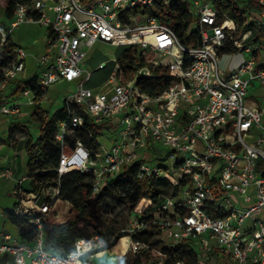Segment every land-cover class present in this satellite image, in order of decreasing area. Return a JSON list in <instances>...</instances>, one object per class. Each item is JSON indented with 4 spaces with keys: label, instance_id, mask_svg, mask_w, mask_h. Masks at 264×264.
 <instances>
[{
    "label": "built area",
    "instance_id": "obj_1",
    "mask_svg": "<svg viewBox=\"0 0 264 264\" xmlns=\"http://www.w3.org/2000/svg\"><path fill=\"white\" fill-rule=\"evenodd\" d=\"M177 1L188 5L190 28H196L200 37L196 47L182 45L153 16H127L136 4L151 5L154 0H30L18 3L13 17L0 22V60L9 48L7 38L19 24L39 23L46 28L45 52L36 57L37 84L44 89L58 81L74 86L63 100L68 116L56 132L61 147L58 174L67 169L91 174L92 193L100 190L106 177H126L133 166L138 180L169 181L171 192L155 205L154 217L132 218L131 232L154 225L171 241L193 240L196 264H208L211 257L216 264L218 258L224 264H264V28L260 38L252 37V27L264 26V8H243L247 28L237 32L235 21L217 2L238 0ZM247 1L239 0L238 5ZM255 1L264 7V0ZM97 41L116 47L135 44L142 54L155 53V63L166 67L174 82L158 94H143L135 78L148 76L146 68L123 81L116 63L101 84L85 86L92 75L83 68L85 49ZM226 45L244 56L234 68L221 65V57L232 53L223 52ZM12 54L0 77V115L8 119L22 115L23 103L3 95L24 70L27 53L14 47ZM252 87L260 90L262 104L247 100ZM21 96L34 104L30 89ZM104 121L115 132L109 147L99 142L92 152L80 141L70 146L67 137L75 129ZM157 144L169 152L153 163L149 150ZM0 177L12 179L13 171L3 168ZM32 178L27 174L15 180L12 213L31 218L35 237L25 242L0 232V259L6 264H87L83 256L91 257L93 250L105 245L104 239L96 234L79 237L66 253L45 249L43 224L58 187L35 181L38 186L31 189L24 184ZM128 236L133 253L148 247ZM158 254L162 261L163 254Z\"/></svg>",
    "mask_w": 264,
    "mask_h": 264
},
{
    "label": "trees",
    "instance_id": "obj_2",
    "mask_svg": "<svg viewBox=\"0 0 264 264\" xmlns=\"http://www.w3.org/2000/svg\"><path fill=\"white\" fill-rule=\"evenodd\" d=\"M30 0H0V6L3 8V18L9 20L13 17L15 7L18 3L26 4ZM239 0L235 4L217 2L220 10L236 23L237 32H242L247 27L243 25L244 17L242 10L248 7L253 10H261L262 7L255 0H248L244 6L238 5ZM127 16L131 14L137 15L139 18L148 14L169 29L178 38L179 42L184 46L196 47L200 44L198 30L191 29L193 18L188 11V5L185 2L171 0L168 5L164 4V0H154L151 5L136 4L126 11ZM36 18L40 17L39 12H34ZM262 27H252L253 38H260V29ZM8 50L5 58L0 60V69L10 63L13 59V44L10 36L7 38ZM121 48L116 55V63L119 65L121 78L128 81L132 78L133 73L140 69L146 68L149 75H137L135 78L136 88L143 94L154 95L162 92L170 84L174 82V78L169 75L168 69L160 64L155 63L154 53L142 54L135 44L118 46ZM223 52L235 53L236 50L228 45L223 47ZM1 77V72H0ZM12 82V81H11ZM14 85L7 94L8 98H19L26 89H30L34 93V106L32 117L39 124L38 136L35 140L26 131L24 140V148L27 154V174L33 178L26 182L27 187L31 189L37 188L35 181L45 186L58 187L57 199L69 202L77 214L62 223H49L44 220L43 228L45 232L44 248L49 250L53 248L59 253H66L73 247V242L79 237H89L96 234L101 238H107L102 248L95 249L93 254V264H196L197 255L195 253V244L193 240L178 241L169 245L160 244L154 239L159 234L157 227H151L136 230L135 232H127L124 229V223H118L116 220H107L102 218L99 208L102 198L105 194L110 195L121 205L127 206L129 211L137 206L141 199L145 198L154 206L163 200V197L171 192V184L163 178H152L149 180H138L135 178L136 167L133 166L130 173L126 177L108 176L106 177L102 187L97 193H92L91 174L78 171L76 169H67L63 174H58V167L61 147L56 139V132L60 121L66 120L68 116L67 107L62 105L57 108L49 117L42 112L38 104V100L42 97L47 89L37 84V76H33L28 80H13ZM10 123H16L17 118H9ZM21 126L27 127L26 124L20 123ZM88 128L75 129L70 137H67L70 146H74L76 141L83 143L88 149L94 152L97 149L99 141L97 138L103 133V130L110 128L111 124L104 121L99 124L89 125ZM9 136V135H8ZM9 140V139H8ZM6 140V142H9ZM5 140L0 139V143ZM178 187L175 186V193ZM16 202L14 203V205ZM13 208V207H12ZM12 208L7 210L4 215L18 229L19 238L25 242H31L36 234L35 226L30 222V217L26 215L15 216ZM210 214V213H209ZM155 213L147 216H140L138 219L148 221L154 217ZM132 241H141L148 247H143L133 255L123 254V245L121 241H128L129 236ZM50 251V250H49ZM158 252H161L162 261ZM89 254L83 256V261L89 264Z\"/></svg>",
    "mask_w": 264,
    "mask_h": 264
},
{
    "label": "rangeland",
    "instance_id": "obj_3",
    "mask_svg": "<svg viewBox=\"0 0 264 264\" xmlns=\"http://www.w3.org/2000/svg\"><path fill=\"white\" fill-rule=\"evenodd\" d=\"M0 22H7L6 19L3 18V8L0 6ZM44 28L39 26V24L32 23H21L19 26L14 28L11 33V39L13 42L19 46H21L26 52L31 48L39 49L40 52L44 51L45 46L42 41V31ZM121 48L112 46L100 41L95 42L91 47L85 49L84 56V66L83 68L86 71H91L93 75L90 77L89 81L85 83V86H97L95 84L99 83L104 77L111 74L116 66V55ZM44 53V52H43ZM152 53V52H151ZM154 60H157L158 57L154 53ZM244 56L241 53H231L226 54L221 57V65L226 69L228 67L234 68L236 67L242 60ZM104 63L103 68H98V64ZM5 66V64H3ZM31 69H27L25 74L30 72ZM1 72V69H0ZM74 86L65 81H58L54 84L48 86L46 93L39 98L38 104L40 109L46 116H50L57 108L62 105L64 98L73 92ZM249 97L247 100H254L259 105L262 104L261 96L259 95L260 90L252 87L248 91ZM5 97V95H3ZM24 97L20 96L16 100L19 103H24ZM24 104H22V107ZM33 104L30 107H25L24 109L30 110L27 114L21 115L17 118L16 123H10L7 116L0 115V139L7 144H16L21 142V137H25L26 131L35 140L38 136L39 124L32 117V112L34 109ZM7 117V118H6ZM20 123H24L27 127H23ZM9 135V136H8ZM115 137V132L113 129L106 128L103 133L97 138V140L102 143L105 147H109L112 143V140ZM9 139V140H8ZM8 140L9 142H6ZM5 144L4 151H0V155L6 152V154H10L12 156V152L14 149L8 148ZM149 150L152 154V162H157L156 160L162 159L165 156L162 155L163 152H169L168 148H162L159 144L154 145ZM15 153V165L14 167L19 171L20 175H26V170L23 164V155L16 151ZM14 156V154H13ZM18 163V164H17ZM11 166L9 161H1V166ZM27 185L26 183L24 184ZM15 187L13 186L10 179H5L0 177V232L6 233L11 237L17 236V228L14 224H12L7 217L4 215L7 209H11L14 206L16 201V197L13 195L12 190ZM99 212L104 219H114L118 223H124V229L127 232H131L129 227V222L132 218H137L140 216H147L151 213H154V206L147 199L143 198L137 204V206L133 209V211H129L127 206L121 205L116 200H114L110 195L105 194L100 203ZM77 214L76 210H74L71 204L65 200L57 199L53 205V211L50 217L47 218L49 223H62L68 219H72ZM104 241H107V238H103ZM154 239L158 240L157 248L160 247V244L169 245L172 243L171 240L164 238L160 233L154 236ZM174 242V241H173ZM121 245L123 248L126 247L127 241H121ZM50 251H55L53 248L49 249ZM128 255H133V252L128 250ZM215 257H211L208 260V264H216L214 262ZM225 260L218 258L217 264H224Z\"/></svg>",
    "mask_w": 264,
    "mask_h": 264
},
{
    "label": "crops",
    "instance_id": "obj_4",
    "mask_svg": "<svg viewBox=\"0 0 264 264\" xmlns=\"http://www.w3.org/2000/svg\"><path fill=\"white\" fill-rule=\"evenodd\" d=\"M28 23H32V22H28ZM32 24H39V23H32ZM39 26H41L42 28H44V30L42 31V43H43V45L45 46V42H44V37H45V33H46V28L43 26V25H41V24H39ZM10 41H11V43L13 44V46L14 47H21V46H19V45H17V44H15L14 42H13V40L11 39V36H10ZM101 42V41H100ZM103 43H105V42H103ZM106 44H108V43H106ZM110 45V44H109ZM22 48V47H21ZM43 52H45V48H44V51ZM43 52H40L39 51V49H35V48H31L29 51H27L26 53H27V55H26V58H25V68H24V70L22 71V73L18 76V78H17V80H20V79H23V80H28V79H30L31 77H33V76H38L39 75V72H40V68H39V66H38V63H37V61H36V57H38V56H40V55H42L43 54ZM102 64H104V63H102ZM105 65V64H104ZM31 69V71L30 72H28V73H26L25 74V72H26V70L27 69ZM92 75H93V73H92ZM91 75V76H92ZM110 75V74H109ZM109 75L108 76H106V77H104L102 80H100V82L99 83H97V84H95V85H99V84H101L103 81H105L108 77H109ZM90 79V78H89ZM89 81V80H88ZM13 85H14V82L12 81L11 83H10V85L7 87V89H6V91L4 92V95H5V97L4 98H6V99H8V100H16V99H12V98H8V96H7V94L11 91V88L13 87ZM89 86V85H88ZM94 86V85H93ZM92 86V87H93ZM27 100V97H25V99H24V105L23 106H25V107H30V106H32V105H30V104H27V103H25V101ZM17 101V100H16ZM25 107H22V105H21V111H22V115H25V114H27L30 110H26V109H24ZM7 118V117H6ZM5 142H1L0 143V151L1 152H3L4 151V147H5ZM7 146H8V148H10V146H11V149H14L13 150V152H12V156H10V154H6V152H4L3 154H1L0 155V160L1 161H9V163L11 164V166H1L0 167V170L1 169H3V168H10L12 171H13V178L12 179H10L11 180V182H12V184H13V186L15 185V180L16 179H18V178H20V177H22V176H25V175H20V173H19V171L14 167V165H15V156H17V154L15 153V148L17 149L16 151H18L19 153H21L22 155H23V164L22 165H25L24 166V168H25V170H26V172H27V154H26V151H25V148H24V140H23V138H21V142L19 143H16V144H9V143H7L6 144ZM13 154H14V156H13ZM18 164V163H17ZM26 175H27V173H26ZM7 210H9V209H7ZM6 210V211H7ZM52 211H53V209H52ZM51 214H52V212L50 213V215H49V217L51 216ZM17 228V227H16ZM6 234V233H5ZM8 235V234H7ZM9 237H11L10 235H8ZM11 238H19V235H18V229H17V236L16 237H11ZM93 256V255H92ZM92 256L91 257H89L88 258V260H89V264H93V261H92ZM0 264H6V259H4V258H1L0 259ZM87 264H88V261H87Z\"/></svg>",
    "mask_w": 264,
    "mask_h": 264
},
{
    "label": "bare ground",
    "instance_id": "obj_5",
    "mask_svg": "<svg viewBox=\"0 0 264 264\" xmlns=\"http://www.w3.org/2000/svg\"><path fill=\"white\" fill-rule=\"evenodd\" d=\"M129 244H130V238H129V240L127 241V245H126V247L123 248V251H122L123 254H126L127 251L129 250Z\"/></svg>",
    "mask_w": 264,
    "mask_h": 264
}]
</instances>
